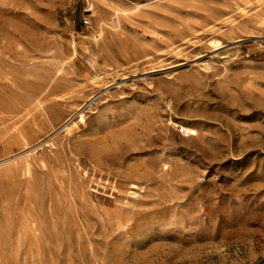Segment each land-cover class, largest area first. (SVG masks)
<instances>
[{"label": "rangeland", "instance_id": "rangeland-1", "mask_svg": "<svg viewBox=\"0 0 264 264\" xmlns=\"http://www.w3.org/2000/svg\"><path fill=\"white\" fill-rule=\"evenodd\" d=\"M0 264H264V0H0Z\"/></svg>", "mask_w": 264, "mask_h": 264}, {"label": "built area", "instance_id": "built-area-1", "mask_svg": "<svg viewBox=\"0 0 264 264\" xmlns=\"http://www.w3.org/2000/svg\"><path fill=\"white\" fill-rule=\"evenodd\" d=\"M86 22H89L90 20L89 19H85Z\"/></svg>", "mask_w": 264, "mask_h": 264}, {"label": "bare ground", "instance_id": "bare-ground-1", "mask_svg": "<svg viewBox=\"0 0 264 264\" xmlns=\"http://www.w3.org/2000/svg\"><path fill=\"white\" fill-rule=\"evenodd\" d=\"M216 41H217V39H216ZM218 42V41H217ZM193 131V130H192ZM195 132V131H194Z\"/></svg>", "mask_w": 264, "mask_h": 264}]
</instances>
